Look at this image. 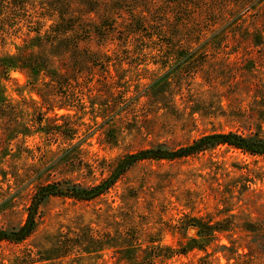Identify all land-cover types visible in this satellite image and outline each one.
I'll return each mask as SVG.
<instances>
[{
    "label": "rangeland",
    "instance_id": "374dc122",
    "mask_svg": "<svg viewBox=\"0 0 264 264\" xmlns=\"http://www.w3.org/2000/svg\"><path fill=\"white\" fill-rule=\"evenodd\" d=\"M1 75L11 230L43 184L92 186L127 154L215 131L264 135V0H0ZM0 264H264V155L138 160L100 196L41 203Z\"/></svg>",
    "mask_w": 264,
    "mask_h": 264
},
{
    "label": "trees",
    "instance_id": "16d2710c",
    "mask_svg": "<svg viewBox=\"0 0 264 264\" xmlns=\"http://www.w3.org/2000/svg\"><path fill=\"white\" fill-rule=\"evenodd\" d=\"M246 4L242 7H245ZM61 23H59L60 30L62 31L67 29V27ZM165 28H167V26H165ZM15 67L16 65L12 64L4 66L1 69V72L8 75L11 69ZM44 70L46 71V75L50 78L53 77L47 69ZM1 77L2 75L0 78ZM40 96L43 98L44 104H46L48 102L46 97H44L42 93H40ZM56 106L62 108L61 105H50L49 109H54ZM219 145L231 146L252 155H264V135L261 133L248 135L234 130L215 131L204 134L196 138L192 143L176 150L163 149L162 147L142 149L138 152L127 154L119 163L116 174L106 178L101 183L87 186L70 180H60L41 185L34 195L31 205L29 206L25 222L11 230L0 227V241H21L29 237L37 227V214L41 203L46 201L51 196H63L89 200L107 192L115 184L119 176L125 173L138 160L146 158L194 156ZM193 226L196 227L197 233L202 234L204 237L211 235L216 230L214 227H211L208 231H205L206 227L199 222L193 223Z\"/></svg>",
    "mask_w": 264,
    "mask_h": 264
}]
</instances>
